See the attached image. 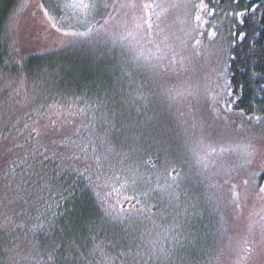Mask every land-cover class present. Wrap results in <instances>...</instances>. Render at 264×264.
<instances>
[{
    "label": "trees",
    "instance_id": "obj_1",
    "mask_svg": "<svg viewBox=\"0 0 264 264\" xmlns=\"http://www.w3.org/2000/svg\"><path fill=\"white\" fill-rule=\"evenodd\" d=\"M21 1L0 0V69L23 76L28 82L34 80L32 83L35 84L33 90L36 98L27 105L23 104L17 107L22 103L12 102L9 100L10 92L0 89V107L10 110L13 124L17 121L30 123L29 116L35 119L38 112L58 121L67 131L68 140L66 143L69 148L57 147L53 154V151L47 150L52 146L45 141L39 146L33 145L36 151L32 152H28L26 149L19 152L14 151L11 154L0 151V177L6 173L10 174V178L12 175H25V178L33 175L34 169L39 170L42 166L40 161L43 160V157L38 155L37 151L49 157L46 162L49 177L54 172L65 174L70 173L73 169H79L85 177L91 176L93 181H96L93 173L97 167L107 165L106 157L111 159L114 168L108 170V176L111 177L115 171L116 177L96 181L101 183V188L96 189L100 193V198H106L103 207L98 208L93 203V201H97V197L90 190H85L83 194L77 191L76 198L78 205L84 203V207L91 209L96 217L103 215L104 209L111 210L112 204L123 201L126 196L135 195L139 199L140 204H137L136 208L143 207L145 210L141 214L140 221L108 229L105 233L107 240L102 235L101 239L95 242L101 245L102 253L99 250L91 252L92 245L82 241L89 250L85 252L88 264H109V261L110 264H118L123 256L122 240L128 234L138 232L139 234L156 233L158 235L165 234L166 230L171 231V228H175L166 226L165 223L158 224L156 221L165 217L167 213H171V200L176 202L182 200L175 196V191L173 192L171 189L185 175L191 174V169L185 164L181 167L173 165L172 157H165L156 146L146 154L133 152L137 140L136 137H132L131 131L139 128L133 121L140 125H143L145 121L148 122L147 110L152 93L151 89H146L150 88V85L143 86L142 75L133 70L135 63L132 64L131 60L119 62L110 55L106 57V52H95L93 49L88 50L81 45L68 47L59 45L56 48L43 49L41 46L42 32L37 35L36 31L35 21L38 20L34 16L31 17L25 9L23 12H18L17 28H9L10 18L23 4ZM38 2L39 0H36V3ZM217 3L223 8L226 7L227 0H211L209 8ZM201 10L203 9L201 8ZM216 14L222 17L224 25L229 22L220 14L219 9ZM251 27L253 25L249 26V28ZM202 28L210 31L213 29L211 24L208 26V23ZM222 28L219 27V30ZM259 45L264 47V37L260 39ZM247 50V41L236 47V61L229 67L228 72L233 86L237 89V94H239L240 85L245 86L243 91L246 94L241 107L248 111L249 101L254 99L255 107L248 111L247 116L251 117L253 114L261 115L258 108L260 104H264V100H262L264 98L259 96L257 85L249 80L247 65H250L251 61L246 59ZM98 55L101 58H96ZM255 70L258 73L264 72V63H258ZM252 80H258V78L252 77ZM148 82L151 81L148 80ZM258 82L264 84V80ZM253 91L257 93L254 98ZM226 99L229 98L226 97ZM232 114L239 116L238 110ZM121 117L128 119L119 121L118 118ZM45 122H48L47 119ZM17 126L21 127V125ZM12 135L17 134L13 132ZM20 135L26 137L27 130ZM19 142L24 143V140L20 139ZM81 147L84 149L83 152L80 151ZM117 161L119 163H116ZM144 161H148V163H144ZM85 168L88 171H85ZM20 169H23V173H20ZM173 169L175 172L172 171ZM176 172L179 173V176L174 183L172 175H175ZM128 186L135 187L136 192L128 190ZM142 193H146V195ZM207 193L210 195L208 190ZM229 194L228 190L230 205L223 213L227 218L225 220L231 223V219L234 220L239 216V209H235L231 199L233 196ZM41 195L44 201L39 205V208L41 212L46 213L45 220H52L58 229L62 228L68 219L66 209L73 211L72 204L64 198L67 197V193L58 192L57 185L50 182L43 188ZM210 199H212V195H210ZM212 202L213 209L217 211L218 200L213 197ZM119 207L128 209L132 207V204L123 203L118 205ZM173 211L178 221L187 219L191 214L189 211L179 212V208L177 212ZM149 212L152 214L150 217L148 216ZM154 217L156 218L154 219ZM52 235H55L58 240L60 239V233H53L50 229L38 231L35 238L29 234L20 247L27 246L26 253L35 257L34 264H61L60 253L54 252L44 243ZM158 237L162 240L160 236ZM50 254L51 259H49ZM17 260L15 252L0 250V264H16Z\"/></svg>",
    "mask_w": 264,
    "mask_h": 264
},
{
    "label": "rangeland",
    "instance_id": "obj_2",
    "mask_svg": "<svg viewBox=\"0 0 264 264\" xmlns=\"http://www.w3.org/2000/svg\"><path fill=\"white\" fill-rule=\"evenodd\" d=\"M22 1L23 4L31 5L25 11L38 20L35 21L36 31L37 35L42 32L43 49L59 45H81L95 52H106V57L110 55L119 62L131 60L132 64L135 63L133 70L142 75L143 86L148 80L159 78L166 88L183 93L173 101L160 94V89L151 83V87L146 88L152 92L147 110L148 122L155 124L162 118L167 125V136L163 143L154 140L149 143L152 148L156 146L165 157H172L173 165L181 167L185 164L192 172L171 189L182 200H171V213L156 221L175 228L158 235L138 232L128 234L122 240L124 250L118 264H132V255L136 256V264H160L157 256L163 257L165 253L174 256L181 246L190 247L194 237H198L196 246L200 249L196 255V264H264V244L260 242L261 225H264L261 216H264V212L251 219L238 216L231 219V223L225 220L227 218L223 213L230 205L228 190L230 184L235 183L232 178L239 175L244 164L245 154L238 147L240 141L216 143L199 136L193 139L186 132L193 121L198 125L217 127L227 116L229 122L235 120L239 123L238 115L227 112L213 99L216 97L213 89L219 82L217 51L220 37L214 40L206 35L210 30L202 28L206 23L212 27H223L219 31L226 35L225 28L229 22L224 25L218 14L209 16L201 8L192 10L190 4L199 6L200 0H143L153 4L152 9L143 16L138 12L123 15L116 11L115 19L108 24H104V17H101L104 12L102 8L94 9L89 14L84 9L59 7L61 0H44L50 13L56 16L52 22H56L58 27L68 24L70 27L65 28V31H86L89 27L93 29L89 37H63L50 27L51 22L44 23L36 7V0ZM184 3H188L189 7H173ZM196 15L202 16V20L196 21ZM145 21L151 25L150 28ZM77 23L83 26L71 27ZM173 54L175 62H171ZM33 81L28 82L23 76L0 69V89L10 92L9 100L12 102L22 103L17 107L27 105L36 98ZM121 119L118 118L119 121ZM141 130L138 128L131 131L132 137H137ZM222 148L227 151L222 152ZM235 191L238 192L239 188ZM232 196L234 200L235 196ZM213 197L218 200L217 211L213 209ZM178 208L179 212H191L190 217L178 221L173 211L177 212ZM255 211L259 212V206ZM235 224H239V227H234ZM148 240L156 244L151 249V258L146 243ZM253 246L257 249L255 253L249 251Z\"/></svg>",
    "mask_w": 264,
    "mask_h": 264
},
{
    "label": "snow or ice",
    "instance_id": "obj_3",
    "mask_svg": "<svg viewBox=\"0 0 264 264\" xmlns=\"http://www.w3.org/2000/svg\"><path fill=\"white\" fill-rule=\"evenodd\" d=\"M210 3L211 0H208V2L200 0L199 6L191 3L190 7L194 11L202 8L209 16H215L217 9H219L220 14L229 21L225 28L226 35L219 31L218 26H213V29L208 31L206 35L214 40L218 36L220 37L217 51V77L219 82L213 89L216 92V97H213V99L221 107L226 108L227 112L234 113L238 110L239 123L235 120L229 122L230 118L227 116L217 127L202 126L193 121L190 128L186 129V132L193 139L199 136L216 143L240 141L238 147L245 154L244 164L240 169L239 175L232 178L235 183L230 184L229 192L235 196L232 203L235 209H239V216L242 219H251L264 212V182H261L264 181V104H260L258 108L261 115L253 114L246 119L248 111L255 107L254 99L249 101L248 111L241 107L243 97L246 94L243 91L245 86L240 85L239 94H237V89L232 84L228 69L236 61V47L247 41L248 50L245 56L247 60L251 61V64L247 65L249 80L257 85L259 96L264 98V84L258 82L264 80V72L258 73L255 70V66L258 63H264V47L259 45L260 39L264 37V0H227L226 7L221 8L219 3H217L212 7L211 11H208ZM58 6L84 9L89 14L94 9L102 8L104 12L101 17H104V24H108L109 21L115 19L114 12L116 11L123 15H128L129 12H138L143 16V14L152 9L153 4L145 3L143 0H98V2L97 0H61ZM178 6L189 7V4L173 5V7ZM29 7L31 5L21 4L16 9L9 21L10 29H16L18 26V12H23L25 8ZM36 7L40 10L44 23L51 22L50 27L63 37L69 35L89 37L93 32L90 27L86 31H65L64 29L70 26L65 24L58 27L56 22H52L56 20V16L50 13L44 0H40ZM194 19L201 21L202 16L196 15ZM145 24L149 28L151 27L147 21H145ZM250 25H253V27L249 28ZM80 26L83 25L77 23L71 27ZM101 27H104V25H101ZM171 62H175V54H173ZM252 77H257L258 80H252ZM149 83L160 89V94L166 95L167 98L173 101L183 95L181 91L166 88L159 78H154L151 82H145L144 86H149ZM173 92H175V95H173ZM252 95L254 98L257 93L253 91ZM225 97L229 99H225ZM221 101H223L222 104ZM121 118L128 119L127 117ZM46 119L48 122H45ZM12 120L13 117L10 115V110L0 107V151H6L11 154L14 151L19 152L26 149L28 152H32L36 151L33 145L39 146L45 141L52 146L47 150L53 151V154H55L57 147L69 148L66 143L68 134L63 125L50 117H45L44 113L38 112L35 119L29 116L30 123L17 121L13 124ZM133 123H136L137 127L142 129L136 137L137 143L133 149L136 154H146L152 148V144L149 143L150 140H154L156 143H163V139L167 136V125L162 118L158 119L155 124L147 121L143 125L136 121H133ZM17 125H21V127ZM25 130H27V136H21L20 133ZM13 132L17 135H12ZM157 137H160V139H157ZM20 139H23L24 143H20ZM257 144L260 145L259 148L256 147ZM80 151L83 152L84 149L81 147ZM221 151L224 152L227 149L222 148ZM109 153L111 155V149ZM37 154L43 157V160L40 161L42 166L39 170L34 169L33 175H29L27 178H25V175H12L10 178V174L6 173L3 177H0V250L15 252L18 257L16 264H34L35 257L26 253L27 246L24 248L20 247L29 234H32L35 238V234L38 231L50 229L53 233L59 232V240L55 235H52L44 243L54 252L58 251L60 253L61 264H88L85 252L89 250L82 241L92 245L91 252L99 250L102 253L101 245L95 242L99 241L102 235L107 240L105 233L108 229L115 228L117 225L125 226V223L131 225L140 221L141 214L145 210L143 207L136 208L140 201L135 195L126 196L123 201H117L112 204L111 210L104 209L103 215L99 217L94 216L91 209L85 208L84 203L77 204V191L83 194L85 190H90L97 197L98 203L97 201H93V203L98 208L103 207L106 203V198L101 199L99 191H96V189L101 188V183L96 181L116 177L115 171H113L111 177L108 176V170L114 168L112 160L108 157H106L108 160L107 165L98 166L93 173L96 177V181H93L91 176L85 177L79 169H73L70 173L65 174L54 172L49 177L46 163L49 157L38 151ZM116 163H119V161ZM144 163H148V161H144ZM85 171H88V169L85 168ZM172 171L175 172V169ZM20 173H23V169H20ZM178 176V172L172 175L174 183ZM50 182H54L57 185L58 192L67 193V197L64 198L72 204L73 209V211L66 209L68 219L64 226L59 229L52 220H45L46 213L41 212L39 208V205L44 201L41 192ZM237 188H239L238 192L235 191ZM128 190L136 192L135 187L132 186H128ZM142 194L146 195V193ZM133 201H135V204H133ZM123 203L132 204V207L128 209L118 208V205ZM257 206H259V212L255 211ZM160 214L163 215L162 212ZM151 215L149 212L148 216L150 217ZM261 219L264 220V216H261ZM234 227L238 228L239 224H235ZM260 236V242L264 244V225H261ZM196 239L198 237L193 238L190 242V247L181 246L174 256L171 253H165L163 257L157 256L156 259L160 264H196V255L200 251L196 246ZM146 243L149 246V257L151 258V249L156 244L151 240L146 241ZM249 251L255 253L257 249L253 246ZM51 258L50 254L49 259ZM131 260L132 264H136L135 255H132Z\"/></svg>",
    "mask_w": 264,
    "mask_h": 264
}]
</instances>
